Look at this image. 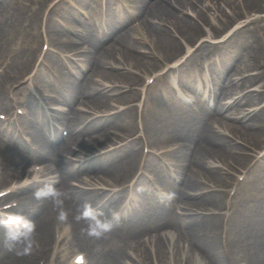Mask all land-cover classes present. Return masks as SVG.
<instances>
[{
    "label": "bare ground",
    "instance_id": "obj_1",
    "mask_svg": "<svg viewBox=\"0 0 264 264\" xmlns=\"http://www.w3.org/2000/svg\"><path fill=\"white\" fill-rule=\"evenodd\" d=\"M24 1L26 4L15 8L9 0H0V10L5 11L9 8L11 17L9 24L0 22V39L5 31L16 32L18 24L23 20L32 21L38 17V11L32 9L33 3L31 2L28 6L27 1L30 0ZM59 3H54L53 11ZM137 3L136 14L140 17V28L146 35L143 38L145 40L136 42L132 35V28L125 26L126 19L116 12L111 19L109 17L108 35L101 38H96V35L88 36L91 51L87 54L82 66L87 74H81L74 86L75 93L86 99L84 104L89 103L96 112L110 111L115 108L124 110L120 113L118 110L112 116L97 117L88 121L85 111L74 105V99L69 98L67 100L69 110L59 115L57 119L63 128L69 129V137L61 142V147H54L53 142L47 141L41 128H38L35 134L29 133L32 137L31 145L22 142L20 137L12 140L16 144L15 147L0 142V150L7 156L5 167L0 168L1 180L19 174L20 166L31 156L45 162L48 170H51L53 166V171L59 173L61 181L53 187L34 183L31 187L29 186L28 192L18 195L17 199L20 203L16 209L25 213L31 220V226L25 232L5 230L1 226L3 220L0 219V239H2L0 243L4 244V247L0 246V254L4 257L0 259V264H38L36 250L41 255L54 253V223L59 222L60 219L73 223V238L82 247L95 253L96 257L97 254L100 256L96 258L97 264H125L122 261L124 250L104 251L102 244L108 240L109 235L122 234L125 221L132 226L141 224L140 217L136 215L138 210L131 211L127 220H117L113 214L115 210L116 214L124 213L117 203L119 198L122 202L126 200L132 184L117 190L108 201L102 203L107 195L104 190L91 191L70 186L69 177L76 171V165L67 159V153L75 151L73 146H77L76 150L79 153H91L96 145L102 143L107 145L130 137L128 133L132 130L129 129L128 122L136 121L137 109L132 105L126 108V104L135 101L139 95L137 86L142 84L139 73L150 76L151 73H156L163 63L176 65L183 60L185 53H190L195 48L194 54L197 55L199 52L196 51L203 47L209 48L206 51L213 52V61L220 60L225 67V72L218 76L219 80L212 100L213 110L210 111L203 106L201 109L187 108L171 101L169 104L175 111L173 117L163 115L161 118L157 116L153 118L145 115L144 118L150 132L154 135L160 133L155 131L165 126L174 135H180L189 140L190 146L182 149L175 148L170 155L179 163L176 175L178 183L182 185L180 190H175L174 196H178L179 202L187 211H201L199 214L177 216L181 235L186 237L191 248L187 249L179 241L180 235L177 239L161 236L155 240L154 246L151 244V251L147 248L142 252L141 261L142 264L146 261L149 264H173V262L183 264L181 255L188 251L187 261L184 264H196L194 251H202L203 254L213 257L219 264H231L223 258L218 249V241L213 236L217 231L216 225L220 218L210 217L204 213L208 210L209 204L220 205L217 203L223 200L225 203V192L212 188L216 186L215 178L220 182H228L230 177L223 176L221 170L213 168L209 161L220 160L232 166L238 165L236 169L244 170L246 167L253 168L250 165L251 161L264 149V106L250 110L260 101L264 102V42L257 37V33L264 35V24L259 23L264 21L260 15L264 12V0H137ZM188 12L189 14H186ZM253 14L255 16L251 18ZM50 27L58 31L55 25L50 24ZM228 34L230 36L225 43L215 42L217 39L222 40ZM139 42L143 44L140 45ZM212 42H215L214 45ZM56 43L60 49H63L70 47L71 41L68 36H64ZM147 44L149 46L146 49ZM13 57L20 62L18 67L20 72L31 66L34 54L31 50L19 49ZM191 63L192 57H189L183 65L179 64L180 67H185L187 79L183 78V82L188 84L193 81L197 71ZM67 65L71 67L74 63L68 62ZM118 65L124 66L125 71L118 70L116 67ZM241 66L257 68L259 71L252 76H243ZM60 70L62 69L57 66L56 73ZM134 70H136L135 73H132ZM181 70L183 71V68ZM156 79L161 83H169L165 75L159 74ZM0 81L3 84H11L13 79L3 75L0 76ZM39 81L46 87L49 84L58 87L55 80L49 79L47 82L41 78ZM251 86L258 87L249 90ZM59 89L63 90L64 85ZM121 89H126L124 94L127 95L112 99L113 96L110 94L121 92ZM235 94L238 95L235 100L225 102L227 98L231 99ZM4 95V88L0 86L1 109L7 106V103L3 101ZM113 102L119 105L115 106ZM160 124L163 126H159ZM106 126H111V134L106 135V132L101 130ZM226 131L232 133V137L225 134ZM94 133L99 134L94 135ZM123 133L128 135L124 137ZM84 134L88 136L87 139L84 138ZM139 138L141 136L111 150L113 152L108 151L102 156L93 158L89 161L88 167L102 170L109 177V183L111 178L113 185L124 181L131 182L135 175L133 166L138 161L136 157L141 156L139 150H133ZM153 146L149 144L151 149ZM49 147L53 150L52 152L47 150ZM232 147L241 154H233ZM256 149H259L257 154L246 155L250 150L254 152ZM119 150H123L127 157L120 164H116L111 156H115L114 153L118 155ZM52 162L55 165H52ZM81 165L80 169L85 167L86 163ZM141 181L146 183L142 177ZM208 181L213 183L209 186L212 188L211 191L196 195L195 193L205 188L204 184L209 183ZM145 185L151 187L148 181ZM134 190V196H139L141 199L137 202L152 200L150 191H144L142 183L137 182ZM22 200L25 201L23 204ZM247 200L246 194L235 213L236 223L233 229L237 230L239 237L246 229L255 228L246 239L262 242L261 244L264 245V202H259L257 205L261 212L258 219L263 224V227L257 228L251 219L254 208L252 211V208L246 204ZM38 201L40 204L33 205ZM94 206L97 209L89 212V207ZM141 206L142 204L139 205ZM160 216L163 220H167L169 210L164 209ZM96 239L101 242L100 246L92 245L91 240ZM14 241L17 243L14 244ZM172 250L175 251L176 256L174 261L168 257V253ZM255 261L256 264H264V257H255Z\"/></svg>",
    "mask_w": 264,
    "mask_h": 264
},
{
    "label": "rangeland",
    "instance_id": "obj_2",
    "mask_svg": "<svg viewBox=\"0 0 264 264\" xmlns=\"http://www.w3.org/2000/svg\"><path fill=\"white\" fill-rule=\"evenodd\" d=\"M46 1L47 0H30V1H27L28 6L31 5L30 4L31 2L33 3L32 9H34L35 11H38V17L35 20H32V22L24 21L23 20L22 22H20L18 24V29H17L16 32L10 31V32H7V33L4 34V37H3L2 41L0 42V74H2V69H3L4 66H16L15 65L16 62L13 61L14 60L13 54L15 52H17V51H15V49H17V46L16 45H18L19 43H30V42L33 41L34 36H33V34L30 33V28L31 27L32 28H36V24H38V22H39V12L42 9L43 4H45ZM80 1L86 2V3H88V4L92 5V6H94V5L96 6L97 4H99V0H80ZM18 2H19L18 0H17V2H15V5L16 6H19L20 5V4H18ZM130 2L135 7V5H136L135 0H131ZM17 8H20V6L17 7ZM132 10H134L133 7H132ZM30 13H28V14H30ZM260 15L264 17V12L262 14H260ZM254 16H255L254 14L251 15V18H253ZM8 17H9V14L7 13V11H4L3 12V16L0 19L1 20H4L7 23H9ZM259 23L264 24V21H260ZM140 31H143V30L142 29L141 30H139V29L137 30L136 29L134 31V33H133V36L142 40L143 33H140ZM258 34L259 33H257V35ZM260 36H261V33L257 36L258 39L260 38ZM139 44L142 45L143 43H140L139 42ZM148 46L149 45L147 44L145 46V48L147 49ZM119 67L120 68L121 67L123 68V66H121V65H119ZM191 89L192 88H190V91L189 92H192ZM150 91H152V90H150ZM161 98L162 99L158 103H157L158 100L156 101V96H151L149 98L148 104H146L147 105L146 108L147 109L149 108L148 111H147V113H149V111L154 106L156 107V109H155L156 110V115H158V116H160L162 113H165L167 116L173 113V109L169 105V101H170V99L171 100H174V96L172 95L169 98V96L166 97V95H164ZM134 103L138 104L139 102H134ZM78 106L85 108L86 107V104L79 102V105ZM155 110L152 111V112L155 113ZM132 127H133V130L136 131L135 124ZM158 132H160V133H158ZM155 133H158V134L156 136H154V133L153 132L152 133H149L150 134L149 135V138H150V140L152 139V143L155 144L156 146H160V145H163V144H167L168 142H170V141H172V140H174L176 138L175 136H172L169 132L162 131V130H159L157 132L155 131ZM231 149H232L231 152L236 150L235 147H232ZM225 165H227L229 167L232 166L230 163H227V162L225 163ZM22 167H23V165L20 166V168H22ZM96 171L99 172L98 169L91 170L90 168H86V170H83V169L82 170H78L70 178L73 179V180H75V181H79L75 177L79 176L81 174V172H84L83 174H85V173H92V172L95 173ZM250 181L249 182L251 183V186H247V189H249L250 195L251 194H253V195L255 194V195H258L259 198L264 197V180L262 179V181H260V183H259V181L254 180V175H251ZM256 184H258L256 186V187H258V189L257 188L254 189V186ZM84 186L85 187L93 188V187L97 186V182H96V184L93 183V185H91V186H90V184H85ZM251 199H253V198H251ZM235 206H236V204H235ZM89 209L90 210H95L97 208H96V206H94V207H89ZM3 224L8 225L6 223H3ZM126 226H127L126 223L123 224V229H124L123 231H125V227ZM8 228L11 229L12 227L10 226ZM16 229L17 230H20V232H25L28 228H16ZM145 229L148 230V232H149L150 230H153L154 228H150V229L145 228ZM230 234L233 237L234 232L231 231ZM122 237H123V234H117V233L112 234V235H109L108 240L104 244H102L103 245L102 246L103 250L104 251H109V250L117 249L119 240ZM217 240H218L217 245L220 246L219 239H217ZM230 241H231V246L233 247L235 253L239 257L242 256V257L245 258L246 255H247V253H248V250L246 248L243 249L244 248L243 245H244L245 241H239V242L238 241H233L232 242L231 239H230ZM0 242H2V239H0ZM13 243L16 244L17 241H14ZM100 244H101V242H99V239L94 240V243H92V245H94V246H97V245L100 246ZM259 244L260 243H258V242H254V243L250 242V244H248V247L249 246L250 247L253 246L254 248H256L257 246H259ZM0 246L1 247H4V244L3 243H0ZM14 246H16V245H14ZM2 251H4V250H2ZM220 252H221V249H220ZM36 253H38L37 250H36ZM97 256L99 257L98 254H97ZM1 258H4V257H2V254H0V259ZM238 260H239V258H238ZM93 262L95 263V261H93Z\"/></svg>",
    "mask_w": 264,
    "mask_h": 264
}]
</instances>
